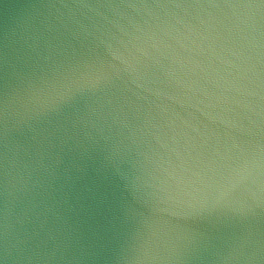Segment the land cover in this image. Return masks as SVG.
<instances>
[{"label": "water", "instance_id": "obj_1", "mask_svg": "<svg viewBox=\"0 0 264 264\" xmlns=\"http://www.w3.org/2000/svg\"><path fill=\"white\" fill-rule=\"evenodd\" d=\"M0 264H264V0H0Z\"/></svg>", "mask_w": 264, "mask_h": 264}]
</instances>
